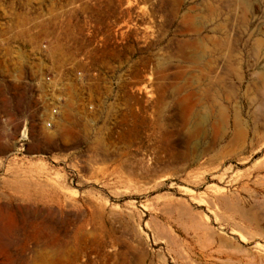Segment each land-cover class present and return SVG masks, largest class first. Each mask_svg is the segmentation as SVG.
I'll return each instance as SVG.
<instances>
[{
	"label": "rangeland",
	"instance_id": "374dc122",
	"mask_svg": "<svg viewBox=\"0 0 264 264\" xmlns=\"http://www.w3.org/2000/svg\"><path fill=\"white\" fill-rule=\"evenodd\" d=\"M49 32L96 110L21 144ZM0 264H264V0H0Z\"/></svg>",
	"mask_w": 264,
	"mask_h": 264
},
{
	"label": "built area",
	"instance_id": "2783aa9c",
	"mask_svg": "<svg viewBox=\"0 0 264 264\" xmlns=\"http://www.w3.org/2000/svg\"><path fill=\"white\" fill-rule=\"evenodd\" d=\"M66 40L64 38L63 46L67 45ZM54 41V34L47 33L38 51V55L51 57L45 70L36 76L24 75L19 79L29 102L18 115L21 144L30 139L34 122H41L52 129L62 118L68 102L82 109L96 110V94L93 90L101 84L98 68L90 63L85 52L72 53L64 47L53 49ZM7 116L4 114L3 119L6 120Z\"/></svg>",
	"mask_w": 264,
	"mask_h": 264
}]
</instances>
